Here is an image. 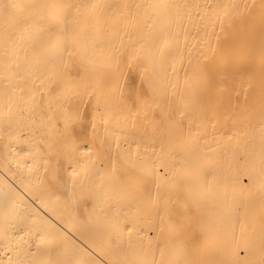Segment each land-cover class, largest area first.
I'll use <instances>...</instances> for the list:
<instances>
[{
  "label": "bare ground",
  "instance_id": "1",
  "mask_svg": "<svg viewBox=\"0 0 264 264\" xmlns=\"http://www.w3.org/2000/svg\"><path fill=\"white\" fill-rule=\"evenodd\" d=\"M0 5V264H61L54 0Z\"/></svg>",
  "mask_w": 264,
  "mask_h": 264
},
{
  "label": "snow or ice",
  "instance_id": "2",
  "mask_svg": "<svg viewBox=\"0 0 264 264\" xmlns=\"http://www.w3.org/2000/svg\"><path fill=\"white\" fill-rule=\"evenodd\" d=\"M0 7H3L2 5H0ZM15 7V6H14Z\"/></svg>",
  "mask_w": 264,
  "mask_h": 264
}]
</instances>
